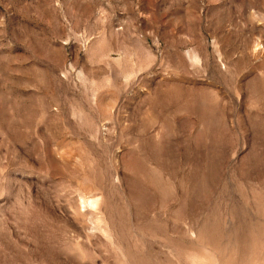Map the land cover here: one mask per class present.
Listing matches in <instances>:
<instances>
[{
    "label": "rangeland",
    "instance_id": "rangeland-1",
    "mask_svg": "<svg viewBox=\"0 0 264 264\" xmlns=\"http://www.w3.org/2000/svg\"><path fill=\"white\" fill-rule=\"evenodd\" d=\"M0 264H264V0H0Z\"/></svg>",
    "mask_w": 264,
    "mask_h": 264
}]
</instances>
